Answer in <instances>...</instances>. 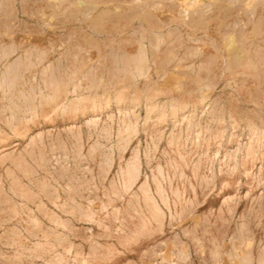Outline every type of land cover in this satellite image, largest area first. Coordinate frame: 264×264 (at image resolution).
I'll return each mask as SVG.
<instances>
[{
  "label": "rangeland",
  "instance_id": "1",
  "mask_svg": "<svg viewBox=\"0 0 264 264\" xmlns=\"http://www.w3.org/2000/svg\"><path fill=\"white\" fill-rule=\"evenodd\" d=\"M0 264H264V0H0Z\"/></svg>",
  "mask_w": 264,
  "mask_h": 264
}]
</instances>
